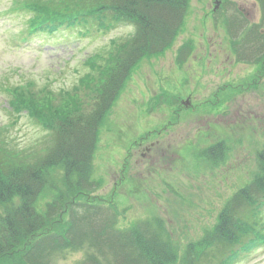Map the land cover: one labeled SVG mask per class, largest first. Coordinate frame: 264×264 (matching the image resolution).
Segmentation results:
<instances>
[{
	"label": "rangeland",
	"instance_id": "374dc122",
	"mask_svg": "<svg viewBox=\"0 0 264 264\" xmlns=\"http://www.w3.org/2000/svg\"><path fill=\"white\" fill-rule=\"evenodd\" d=\"M93 1L38 2L69 13ZM257 1H188L173 42L131 67L104 113L93 157L94 187L78 196L68 188L55 193L53 186H47L36 202L45 216L44 228L24 251L18 247L0 256V264H83L88 257L108 264L112 254L104 234L130 237L142 223L174 247L177 258L171 264L222 260L214 247L202 251L201 243L229 204L237 210L235 215L251 218L253 206L237 195L254 187L264 170V71L249 59V63L236 59L231 32L232 23H240L246 12L258 25L257 32L264 28V0ZM15 2L0 0V128L4 131L0 139L7 140L9 150L28 154L33 163L53 147L59 117L86 119L93 113L111 72L125 69L116 64L129 52L136 29L123 24L103 29L97 20L80 27L62 25L51 33L42 26L31 29L36 15L15 8ZM22 38L30 40L15 43ZM211 43L227 45L228 50L231 43L233 48L230 55L223 52L215 60L211 52L216 46ZM228 79L243 85L229 97L219 91ZM13 88H19L21 109L15 108L17 100L9 92ZM219 96L222 101L217 103ZM141 138L144 145L158 143L145 158L142 150L132 148ZM129 157L131 161H126ZM263 194L257 189L252 196ZM73 197L107 213L97 216L105 231L99 240L87 229L93 231L98 225H90L78 203L71 205ZM260 214L264 224V205ZM231 264H264V243Z\"/></svg>",
	"mask_w": 264,
	"mask_h": 264
},
{
	"label": "trees",
	"instance_id": "16d2710c",
	"mask_svg": "<svg viewBox=\"0 0 264 264\" xmlns=\"http://www.w3.org/2000/svg\"><path fill=\"white\" fill-rule=\"evenodd\" d=\"M38 1L24 0L18 5L30 6L36 13L34 19H37L32 25H41L44 30H54L58 24L74 25L81 22L86 24L97 19L104 27H110L114 22L130 23L135 27L136 33L130 41L129 52L121 55L116 64L117 67L125 69L120 73H117L116 69L111 72L93 113L86 119L69 115L59 117L61 121L57 125L54 145L43 158L33 160L31 163L32 159H29L28 154H22L23 152H19L17 148L9 150L6 147L7 140L0 139V256L9 254L18 247L24 251L29 240L38 236V231L44 228L45 216L37 208L36 202L47 186H53L55 193L68 188L71 193H77L78 196L84 193L85 189L94 187L93 157L104 113L118 95L131 67L148 53L164 51L173 42L183 23L189 0H94L88 7H80L69 13L68 9L60 12L53 9L50 4ZM51 12L53 14L49 15ZM18 89L13 88L17 100L15 108L21 109L16 94ZM3 132L0 128V135ZM22 159L26 162L19 161ZM261 160L264 161V151ZM58 169L62 173L60 177ZM254 184V187H246L239 192L238 198L244 195L250 204L257 203L252 194L257 189L259 193L264 192V170ZM75 202L78 203L77 198L73 197L71 205ZM76 206L88 212L90 217L95 215L89 204L78 203ZM236 211L235 209L234 212L229 204L221 213L216 228L201 243L202 245L208 243L211 248H216L217 254L223 256L227 254L228 259L238 254L236 246L244 249L248 243L261 238L264 234L260 226L262 221L255 219V216L252 219L253 213L251 218L244 220L235 215ZM94 224L99 225L97 222ZM138 228L139 231L130 237L115 232L104 234V229L99 231L92 228L96 240L103 234L107 235L105 246L112 254L108 264H171L176 260L174 247L163 241L156 233L151 234L148 231V224L142 223ZM83 264L101 263L93 257H88Z\"/></svg>",
	"mask_w": 264,
	"mask_h": 264
},
{
	"label": "flooded vegetation",
	"instance_id": "af4514ba",
	"mask_svg": "<svg viewBox=\"0 0 264 264\" xmlns=\"http://www.w3.org/2000/svg\"><path fill=\"white\" fill-rule=\"evenodd\" d=\"M246 14H247V16H249V14L247 12H246ZM247 21L254 24V22L250 21V18ZM249 29H250L249 24L246 23L243 27V32L246 30H247V32L242 36L241 45L239 46L240 50H238L236 52H238V55L241 56L240 58H242V60L245 59V62H247V58H249L250 55H252L254 52H257V55H256L257 59L254 60L251 64L256 65L257 68L259 67L258 70L260 72H263L264 71V29H262L263 34L259 39H257V38L255 39L253 34L250 35ZM229 44H230V49L228 50L227 45H219V44H212L211 43L210 44L211 47L214 45L216 46L215 48L212 47V49H213V51L211 52L212 57L214 56V59L218 60L219 58L222 57L223 52H224V54L227 53L230 55V52L232 51L233 45L231 43H229ZM202 48H205V45H202ZM247 63H249V62H247ZM247 63H246V65H247ZM233 64L235 65V61L231 62V66H234ZM219 70H220V68L218 69V71ZM261 75H263V77H264V73ZM242 86L243 85L235 84L231 79H228L226 81L225 86L220 87L219 91H220V93H225L226 96L227 95L231 96V95H233L231 93L233 90H237L239 88H242ZM209 88H211V87H209ZM229 96H227V97H229ZM221 101H222V97L221 96L217 97V103L218 102L220 103ZM211 104H214V103L210 102V105ZM144 142H145L144 139L139 141L138 148L140 150H142V157L145 158V157H147V155L149 153H151L153 151V149H155L158 146V143L151 142L149 145H146L144 148L143 147Z\"/></svg>",
	"mask_w": 264,
	"mask_h": 264
}]
</instances>
